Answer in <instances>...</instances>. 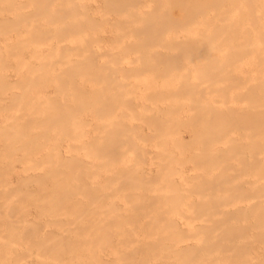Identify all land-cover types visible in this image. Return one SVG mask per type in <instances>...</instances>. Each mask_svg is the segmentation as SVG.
Masks as SVG:
<instances>
[{"label": "bare ground", "instance_id": "1", "mask_svg": "<svg viewBox=\"0 0 264 264\" xmlns=\"http://www.w3.org/2000/svg\"><path fill=\"white\" fill-rule=\"evenodd\" d=\"M89 2L0 0L1 251L264 264V0Z\"/></svg>", "mask_w": 264, "mask_h": 264}, {"label": "rangeland", "instance_id": "2", "mask_svg": "<svg viewBox=\"0 0 264 264\" xmlns=\"http://www.w3.org/2000/svg\"><path fill=\"white\" fill-rule=\"evenodd\" d=\"M89 1H90V2H89L88 4L91 3V4H93V6H95V7H97V5H98V6L101 5V3H99L100 0H89ZM15 38H16V37H15ZM116 43H117V42H113V41H108V42H107L106 40H104V42H102V41L99 42V45H101V46H105V47H103V48H106V49L109 47V49H110V48L113 46V44H116ZM109 45H110V46H109ZM25 53H26V52H25ZM133 79H134V80H133ZM130 80H131L132 82L134 81V83H137V81H136L135 78H132V79H130ZM135 81H136V82H135ZM140 87H141L140 85H137V84H136V87L134 88V90H137L136 92H137V96H138V97H137L136 99H138V101L141 102V104H143V105H142L143 107H144V102H145V107H146V105H148V104H149V106H150V104H151V100H146L145 98H142V97H141L142 92H140V91H142L143 88H140ZM137 88H138V89H137ZM150 89H151V88H150ZM138 91H139V92H138ZM138 93H140V94H138ZM139 96H140V97H139ZM157 97H159V101H158V102L161 103V100H162V99L160 98V96H157ZM157 97H155V98H157ZM141 98H142V99H141ZM139 99H140V100H139ZM142 101H143V103H142ZM145 107H144V109H143V108H140L139 112L142 113V111H143V114H145V113H146V112H145V111H146V110H145ZM186 107H187V106H184V108H186ZM149 108H150V107L147 106V109H149ZM166 108H167V106H166ZM141 110H142V111H141ZM187 110H188V108L184 109V113H185L184 117H185V118H186V117H187V118H190V117H188V116L190 115V113H188ZM187 118H186V119H187ZM94 119H95L94 121H96V122H94V123H97L96 118H94ZM185 128H186V127H185L184 125H182V126L180 127V131H181L180 134H181V137L183 136V137H184V138L182 137L183 139L189 137V139H190L189 132L186 131ZM182 132H183V133H182ZM186 133H187V134H186ZM179 137H180V136H179ZM179 137H171V136H169V137L167 138L168 141H169V144H170V143H174V142H175L174 140L180 139ZM148 139H149V138H148ZM172 139H173V140H172ZM189 139H188V140H189ZM145 140H146V139H144V140L142 141V143H143L142 146H143L146 150L148 149L149 146L151 147V148L149 147V150H152V149L155 150L154 143L152 142L154 139L151 138V139L149 140V142H148V141L146 142ZM186 140H187V139H186ZM150 141H151V142H150ZM144 144H145V145H148V144H149V145H148V147H147V146H144ZM154 150H153V151H154ZM133 155H134V154H133ZM133 155H130V154H129V157H127L128 160H129L128 162H129L130 164H131V163L133 164V162H134V160H133L134 158H132ZM151 155H152V156H151L152 158H151V157L147 158V161H148V162L144 163V165H143V167H142V168L147 167V169H146V168L143 169V171L145 170L144 172H145V174H147V175H149V174H154V175H155V174L157 173V171H156V170H157V169H156L157 166H156L155 163H151V160H152V161H158V160L161 159V156H160V157L157 156V158L155 157V159L153 158V157H154L153 155H157V153H155V151H154ZM130 157H131V158H130ZM149 160H150V161H149ZM130 161H131V162H130ZM147 163H148V164H147ZM153 165H154V166H153ZM186 165H187V166H184L185 168H184V167L181 168V171H182V172H180V173H182L185 177H187L188 182H190V184H192V183H194V179L192 178V176H193V174H195V171L192 169V168H193V164H192V163H187ZM148 166L151 167L150 170H149V167H148ZM186 167L188 168V170H187ZM190 167H191V168H190ZM183 169H185V170H183ZM190 169H192L193 171L191 172ZM151 170H153L154 172L156 171V172L154 173V172L151 171ZM146 171H147V172H146ZM186 171H188V172H186ZM151 172H152V173H151ZM185 172H186V173H185ZM190 172H191V173H190ZM193 172H194V173H193ZM180 173H179V174H180ZM184 173H185V174H184ZM189 173H190V174H189ZM179 174H178L177 176H175V178L177 179V180L175 179L176 181H179V178H180V177H179ZM187 174L189 175V177L191 176V179L188 178V175H187ZM155 177H156V176H155ZM185 177H184V178H185ZM151 178H152V179L148 180V182H152V180L154 179V176H152ZM184 178L182 177V179H180V183H181V182L184 183V182L186 181V180H185L186 178H185V179H184ZM147 195H150V194L147 193ZM147 195H146V196H147ZM118 197H119V199H117ZM114 198H116V197H114ZM114 198H113V199H114ZM117 198H116V201H117L118 203L123 204L124 201L122 200V197H121V196H117ZM150 198H151V197H150ZM121 200H122V201H121ZM120 201H121V202H120ZM241 203H242V204H241ZM243 203H244V202H240L239 205H240V204L243 205ZM0 216H1V214H0ZM1 217H2V216H1ZM1 217H0V218H1ZM1 221H2V223H3L4 218H2ZM3 225H4V226H3ZM5 225L7 226V224L5 223V221H4L3 224H1V222H0V229H1V230H2V229H3V230H6V233H8V234L6 235V234H5V231L2 230V231L4 232L3 235H5V238H3V237H4L3 235H2V237H1V234H2V233L0 234V238H3L2 242L5 241V240H10V239L13 238L12 236L15 237V235H16V234H15V235H11V234L13 233V231H12V233H11V230H10L8 227L5 229ZM1 226H2V228H1ZM1 230H0V231H1ZM9 234H10L11 236H10ZM8 235H9V237H8ZM6 237H8V239H6ZM10 237H11V238H10ZM9 238H10V239H9ZM0 241H1V239H0ZM13 241H15V239H14V240L12 239V242H13ZM2 242H1L0 245L3 244ZM7 242H8V241H7ZM9 242H10V241H9ZM19 242H20V241H18V243H19ZM15 243H16V242H15ZM20 243H21V244H20ZM20 243H19V244H15V245H17V247L19 246L18 248H16V246H13L14 244H12V245H11L10 243H9V244H10L11 246L14 247L15 251H16V249H17V251H20V252L22 251V252H23V250H20V249H19L20 247H21V249L24 247V251H26L25 249L28 248V243L26 244L27 246L24 244V243H26V241L23 243V241L21 240ZM5 244H7L6 241H5ZM9 244H8V245H9ZM22 244H23V245H22ZM3 245H4V244H3ZM21 245H22V246H21ZM4 246H5V245H4ZM11 246H9L10 250H9V248H7V251H8V250L10 251L9 253H7V251L5 250L6 253L8 254V256H6V260H7V261H9V259H7V257L9 258V254L11 253V254H10V262H8L9 264H13V263H14V264H16V263L19 264V262H20L21 260H22V262H20V264H23V263H24V264H28V263H30L29 260L32 261V263L35 262L34 264H36V263L38 264V263H39V260L36 258L37 256L35 257L34 254H33V253H36L37 250L34 249V248H32V247H31L32 252L28 250V249H30V247L27 249V251H29V252L32 254V256L30 255V257H33L32 259L29 258L28 255H27L26 257L28 258V259H27L28 261H25L26 259L23 260L25 257L23 256L24 258H23V257H22L23 259L21 258V255H20V254H21L22 252L19 254V252L16 251V252L18 253L19 257L21 258L20 261H17V262H16L15 257L17 256V254H16L15 251H11V250H14V249H11ZM25 246H26V248H25ZM5 247H8V246H5ZM5 247H4L3 249H5ZM1 248H2V247H1ZM0 251H1V249H0ZM5 251H4V250L1 251V255L4 256V254H5L4 252H5ZM27 251H26L25 255L28 254ZM2 253H3V254H2ZM13 253L16 254L15 257L13 256V255H14ZM12 254H13V255H12ZM36 254H37V253H36ZM1 255H0V256H1ZM11 255H12V256H11ZM22 255H24V252H23ZM3 256H1V258H2ZM4 257H5V256H4ZM13 257H14V258H13ZM17 257H18V256H17ZM3 260L6 262V264H8L7 261H6L4 258L2 259V261H3ZM11 260H12V262H11ZM17 260H19V258H18ZM37 260H38V261H37ZM36 261H37V262H36ZM0 262H1V260H0ZM5 262H4V263L2 262V263L5 264ZM0 264H1V263H0ZM30 264H31V263H30ZM39 264H40V263H39Z\"/></svg>", "mask_w": 264, "mask_h": 264}]
</instances>
